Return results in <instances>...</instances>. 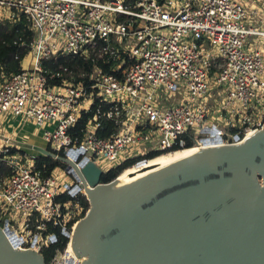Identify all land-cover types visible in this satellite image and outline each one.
Listing matches in <instances>:
<instances>
[{
  "label": "built area",
  "instance_id": "built-area-1",
  "mask_svg": "<svg viewBox=\"0 0 264 264\" xmlns=\"http://www.w3.org/2000/svg\"><path fill=\"white\" fill-rule=\"evenodd\" d=\"M245 1L0 0L6 10L0 21L22 15L33 32L20 70L0 74V125L10 118L34 124L52 158L65 164L43 176L34 170V155L0 135V160L11 168L0 182V222L18 235L16 248L40 251L53 242L49 224L69 238L64 217L71 202L55 197L82 191L78 172L85 161L119 165L188 142H238L262 127L264 8ZM59 54L100 60L111 71L94 65L87 84L43 73L41 60ZM55 77L59 84H47ZM95 98L109 105L105 116L117 125L109 138L96 135V115L76 130ZM12 147L18 151L8 154Z\"/></svg>",
  "mask_w": 264,
  "mask_h": 264
},
{
  "label": "water",
  "instance_id": "water-1",
  "mask_svg": "<svg viewBox=\"0 0 264 264\" xmlns=\"http://www.w3.org/2000/svg\"><path fill=\"white\" fill-rule=\"evenodd\" d=\"M103 172L91 160L78 172L77 190H100L76 221L81 264H264V124L243 144L197 149L118 180L101 182ZM9 235L0 226V264H45Z\"/></svg>",
  "mask_w": 264,
  "mask_h": 264
},
{
  "label": "trees",
  "instance_id": "trees-1",
  "mask_svg": "<svg viewBox=\"0 0 264 264\" xmlns=\"http://www.w3.org/2000/svg\"><path fill=\"white\" fill-rule=\"evenodd\" d=\"M33 38V32L28 28L27 21L20 15L16 20H10L4 18L0 21V74L8 76L11 73H16L20 70V61L26 55L28 50V44ZM16 56V57H15ZM41 67L43 73L49 75L51 72H60L62 78L71 77L75 82L82 81L87 84L88 74L93 69L94 65L101 67L104 71H111L109 64H103L100 60L93 62L91 60H85L72 54H59L47 59L41 60ZM65 68L66 70H64ZM61 77H55L49 79L47 84L57 85L61 81ZM109 109V105L104 102H99L97 98L94 99L88 112H81V117L77 123V129L79 130L84 124L91 120L96 115L98 126L96 128V135L102 138H109L116 132L117 125L112 119H108L105 113ZM234 130V129H233ZM79 134V131L77 132ZM191 143L188 142L186 147H191ZM178 147L170 149V151L178 150ZM47 150L50 151L49 146ZM18 150L16 148H8V154H14ZM23 152V150H20ZM165 152V151H163ZM167 152V151H166ZM158 151H152L146 154L144 157L149 159L157 156ZM137 159H128L117 165L114 168L103 172L100 176L101 182H108L114 177L118 176L128 167H131L134 161ZM64 167L65 164L60 160H55L48 155H37L34 157V170L40 171L41 175L47 176L50 171L56 167ZM11 173V168L2 160H0V182L3 177ZM56 202H73L78 203L81 207V212L78 217L68 220V229L72 226L77 219L85 215L86 210L89 207V202L86 197L77 192L73 196L70 194L62 193L55 197ZM1 223V222H0ZM47 231H53L55 240L49 243L47 246L40 249V253L43 256L44 263L48 264L55 256L57 251H61L65 248L68 242V237L61 232L59 227L52 228L49 224Z\"/></svg>",
  "mask_w": 264,
  "mask_h": 264
},
{
  "label": "bare ground",
  "instance_id": "bare-ground-1",
  "mask_svg": "<svg viewBox=\"0 0 264 264\" xmlns=\"http://www.w3.org/2000/svg\"><path fill=\"white\" fill-rule=\"evenodd\" d=\"M259 130H250L248 131L245 135L244 138H242L240 141L238 142H233V143H228V142H223V143H217L214 142L212 139V142L208 143H198L196 146H192V147H182L178 150H174V151H168V152H164L161 153L155 157H152L150 159L138 162L136 165L131 166L126 168L125 170L122 171V173H120L115 180H118L128 174H131L133 172H136L138 170H141L143 168H146L148 166L163 162L165 160L180 156L182 154L197 150V149H201V148H206V147H212V146H224V145H237V144H243L245 141H247L250 137H252L254 134H256ZM44 139V138H43ZM45 140V139H44ZM26 152H28L26 149H23ZM29 153V152H28ZM41 153L39 150L36 149V152L34 153H30V154H38ZM82 191L88 196L89 201L91 204H93L94 202V195H97V193L100 191L98 187H91L89 184H84V187L82 189ZM77 223L74 224L72 231L70 232V236H69V241L67 243V248H66V256L63 259L62 262H58V264H65L67 263V261L69 260V262L72 263V261L79 259V261H83L86 256L85 255H80L78 254L73 246V237H74V232L76 229ZM13 241L16 240L18 235H15V233L10 232L9 235ZM71 258V259H70Z\"/></svg>",
  "mask_w": 264,
  "mask_h": 264
},
{
  "label": "rangeland",
  "instance_id": "rangeland-1",
  "mask_svg": "<svg viewBox=\"0 0 264 264\" xmlns=\"http://www.w3.org/2000/svg\"><path fill=\"white\" fill-rule=\"evenodd\" d=\"M242 0H240V2H241ZM245 3H246V5L249 7V8H264V0H246L245 1ZM5 9H0V17H3V16H5ZM24 66H26V61H24ZM224 130H227V129H225V128H223ZM0 133H2L4 136H8V135H10L8 132H6L5 130H0ZM227 137H229L228 135H227ZM37 141L38 142H41V143H43V140L42 139H37ZM230 141V140H229ZM231 142V141H230ZM2 144V141L0 140V145ZM197 145V144H196ZM196 145H192V146H196ZM191 146V147H192ZM147 147H149V145H147V146H143L142 147V150L144 151ZM180 149V148H179ZM22 150V149H21ZM29 153H33V152H35V150H31V151H33V152H30V150L29 149H26ZM24 151V150H23ZM153 150H151L150 152H152ZM168 151H170V150H167V152ZM174 151V150H173ZM24 152H26V151H24ZM158 152H160V151H158ZM166 152V151H165ZM129 153V155L131 156L132 155V151L130 152H128ZM128 153H126V155L128 154ZM162 153H164V152H162ZM159 154H161V153H159ZM158 154V155H159ZM37 155H41L40 153H38V154H35V156H37ZM142 158V159H141ZM23 160H21L19 163H23L24 162V158H22ZM133 159H137V160H135L134 161V163H133V165L132 166H134V165H136L137 163V161L138 160H143V159H146L147 160V158H145V157H135V158H133ZM150 159V158H149ZM136 163V164H135ZM117 164V163H116ZM118 165V164H117ZM117 165H112L111 166V163H109V162H102V163H100V168L101 169H103V171L105 172V171H107V170H109L110 168H114L115 166H117ZM111 166V167H110ZM59 173H60V176H62L63 177V179L64 180H66L69 184H72L73 182H74V179L71 177V176H69L66 172H63L62 170H60L59 171ZM258 180L260 181V182H262V178H261V176L259 175L258 176ZM79 193H81V194H83L85 197H86V199L88 198V196L83 192V191H80ZM89 199V198H88ZM87 199V200H88ZM88 202H90V201H88ZM90 206V205H89ZM67 210H68V212H67V214H65V217H64V219L65 220H70V219H73V218H76V217H78V215L80 214V212H81V207L79 206V204L78 203H73V202H71L69 205H68V207H67ZM86 212H87V210H86ZM85 212V213H86ZM82 218V217H81ZM80 219V218H79ZM79 219H77V220H79ZM76 220V221H77ZM76 223V222H75ZM74 223V224H75ZM74 224L72 225V227L70 228L71 230H70V232L72 231V228H73V226H74ZM0 226L2 227L3 225H2V223H0ZM3 228V227H2ZM12 229L14 230V231H16L19 235L20 234H23V235H26V230H23V228L22 229H20L19 228V225H18V223H12ZM28 231V230H27ZM68 241H69V238H68ZM38 252H40V251H38ZM63 255H64V249L63 250H61V251H57L56 252V254H55V256H54V258L51 260V261H53V262H56V261H60V262H62L63 260H62V258H63ZM66 256V255H65ZM86 256V255H85ZM65 258V257H64ZM62 260V261H61ZM51 261L48 263V264H51ZM46 264V263H45Z\"/></svg>",
  "mask_w": 264,
  "mask_h": 264
},
{
  "label": "crops",
  "instance_id": "crops-1",
  "mask_svg": "<svg viewBox=\"0 0 264 264\" xmlns=\"http://www.w3.org/2000/svg\"><path fill=\"white\" fill-rule=\"evenodd\" d=\"M0 130L8 132L10 134L8 136H4L2 133H0V135L3 138L8 137L10 143L16 145L19 149H29L30 152H33L31 150H35L36 152L38 147L47 149V142L42 137V131L36 128L32 123L23 125L19 119L10 118L3 122V126L0 125ZM39 138L43 140V143L37 141ZM26 153L30 154L28 152ZM30 155L35 156V154Z\"/></svg>",
  "mask_w": 264,
  "mask_h": 264
}]
</instances>
